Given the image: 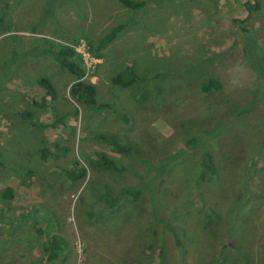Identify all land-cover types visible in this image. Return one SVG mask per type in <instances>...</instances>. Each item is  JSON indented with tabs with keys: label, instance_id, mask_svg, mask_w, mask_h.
<instances>
[{
	"label": "rangeland",
	"instance_id": "374dc122",
	"mask_svg": "<svg viewBox=\"0 0 264 264\" xmlns=\"http://www.w3.org/2000/svg\"><path fill=\"white\" fill-rule=\"evenodd\" d=\"M134 1L143 8L0 0V264H264V0ZM50 42L83 44L85 78L109 108L70 96L72 75L42 53ZM13 53L22 57L5 65ZM128 67L140 81L113 85ZM210 75L222 87L205 93ZM41 77L56 90L48 107L32 103ZM16 110L33 111L38 122L64 120L39 130ZM96 133L130 151H115ZM203 151L215 174L202 167ZM100 152L125 171L99 166ZM161 159L169 169L159 184L149 170L162 173ZM69 170L85 175L69 178ZM145 183L155 187L153 200L144 188L114 207L101 201ZM36 229L61 240L54 263L44 260Z\"/></svg>",
	"mask_w": 264,
	"mask_h": 264
},
{
	"label": "trees",
	"instance_id": "16d2710c",
	"mask_svg": "<svg viewBox=\"0 0 264 264\" xmlns=\"http://www.w3.org/2000/svg\"><path fill=\"white\" fill-rule=\"evenodd\" d=\"M123 5L126 7L138 11L143 8V2H137L134 0H119ZM247 8H257L259 9L260 6L256 3L254 6H251L249 3L245 4ZM2 20H0L1 22ZM124 24H119L115 28H113L102 40L99 41L97 49L102 48L105 43L111 41L117 33L124 28ZM90 43V42H89ZM42 53L50 56L52 60H54L58 66L64 70H66L70 75L73 77V81L69 88V94L78 102L88 104L95 110H105L109 108V104H99L96 101V85L89 80H87L85 76L86 68L83 64L81 56L76 52L74 47L65 44H54L52 42L49 43V47L44 49ZM100 55V54H98ZM21 54L13 53L11 58L5 62V65H14L17 60L21 58ZM7 67V66H6ZM110 81L113 85L127 87L133 84L136 81H140V78L135 74L131 67H128L124 72L116 73L114 76L110 78ZM38 87L41 91V95L39 98L33 99V105L37 107H48L50 102L56 97V90L53 84L50 82L49 79L45 77H41L38 81ZM222 84L221 82L214 76L210 75L207 79L202 83L201 90L205 93L219 90L221 89ZM261 101L263 104L262 108V118H263V126H264V85L261 94ZM13 115L18 118L25 119L28 124L32 128H36L39 130H44L45 128H56L57 125L61 124L64 120L63 117H56L53 121L48 123L38 122L33 117V111L31 110H16L13 112ZM126 119L125 116L122 117ZM95 138L99 142L106 143L110 147H112L115 151L119 153H127L130 151V148L126 145L120 143L116 137L112 134H104V133H96ZM188 145L194 144V139H189L187 141ZM49 154H51L50 150L47 147H43L42 149V157L48 158ZM201 164L202 167L205 168L209 174L216 173V165L208 151L202 152ZM96 160L99 166L105 167L107 169H111L118 172H123L125 169L122 166H119L111 157H109L106 153H98L96 155ZM164 159L158 162L160 168L164 170ZM152 170H149L153 173L154 176H157L160 179L159 184L161 182L162 177L168 171L169 167L159 174H156V166L153 165ZM69 178L79 179L84 177L85 171L81 170L80 172H73L72 170L67 172ZM142 183V182H141ZM143 184V183H142ZM137 185L131 187H125L119 191L117 197H110L109 194L104 193L101 195V201H105L111 207H114L118 201L120 200L121 196L127 194L133 198H138L143 189H147L150 199H154L156 196L155 187L153 185L147 186L146 185ZM3 195L7 198H11L12 191L11 188H6L3 192ZM36 234L42 240V246L44 251V260L48 263H54L61 250V240L56 236H45L40 229H36ZM159 256H162L161 261H164V255L162 254V248L159 250ZM162 263V262H161Z\"/></svg>",
	"mask_w": 264,
	"mask_h": 264
},
{
	"label": "built area",
	"instance_id": "2783aa9c",
	"mask_svg": "<svg viewBox=\"0 0 264 264\" xmlns=\"http://www.w3.org/2000/svg\"><path fill=\"white\" fill-rule=\"evenodd\" d=\"M70 46L74 47V49L76 50V52L79 54V52L82 54L83 58L85 59V57H89V53L88 51L84 48L83 44L81 46V48L76 47V45H71ZM79 51V52H78ZM80 55V54H79ZM81 56V55H80ZM82 59V57H81ZM83 61V60H82ZM85 66V65H84ZM85 76H86V72H85ZM84 76V77H85Z\"/></svg>",
	"mask_w": 264,
	"mask_h": 264
}]
</instances>
